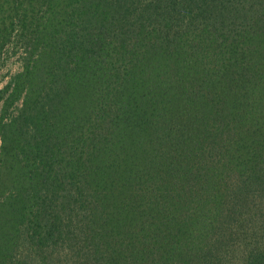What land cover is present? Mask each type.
Listing matches in <instances>:
<instances>
[{
	"label": "trees",
	"instance_id": "1",
	"mask_svg": "<svg viewBox=\"0 0 264 264\" xmlns=\"http://www.w3.org/2000/svg\"><path fill=\"white\" fill-rule=\"evenodd\" d=\"M0 264H264V0H0Z\"/></svg>",
	"mask_w": 264,
	"mask_h": 264
},
{
	"label": "rangeland",
	"instance_id": "2",
	"mask_svg": "<svg viewBox=\"0 0 264 264\" xmlns=\"http://www.w3.org/2000/svg\"><path fill=\"white\" fill-rule=\"evenodd\" d=\"M21 53L16 47H10L0 59V90L8 84L22 68ZM2 103L0 102V107ZM1 152V141H0Z\"/></svg>",
	"mask_w": 264,
	"mask_h": 264
}]
</instances>
